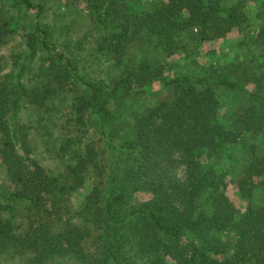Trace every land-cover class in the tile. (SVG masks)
I'll return each mask as SVG.
<instances>
[{
  "label": "trees",
  "instance_id": "trees-1",
  "mask_svg": "<svg viewBox=\"0 0 264 264\" xmlns=\"http://www.w3.org/2000/svg\"><path fill=\"white\" fill-rule=\"evenodd\" d=\"M77 1L93 74L39 19L23 60L0 62V264H264V3ZM12 26L0 3V46ZM231 31L230 58L198 73L166 78L145 53ZM153 81V104L122 115Z\"/></svg>",
  "mask_w": 264,
  "mask_h": 264
},
{
  "label": "rangeland",
  "instance_id": "rangeland-1",
  "mask_svg": "<svg viewBox=\"0 0 264 264\" xmlns=\"http://www.w3.org/2000/svg\"><path fill=\"white\" fill-rule=\"evenodd\" d=\"M122 1L132 11H138L146 4V0ZM243 1L247 8L262 6L264 3V0ZM30 2L32 6H26L21 0H0L5 17L13 25L7 40L0 46V62L2 65L7 70L14 69V66H17L23 60V55L27 52L26 33L34 31V22L39 19L43 23L42 25H46L51 29V44L56 49L71 55L77 61L84 58V67L80 69L93 74L95 59H91L88 50L91 46L90 28L92 27L94 13L89 8L85 9L82 3L77 0H30ZM35 5L40 7V12L37 15ZM182 39L185 42V48L187 47L188 50L185 51L184 48H179L178 52L171 56H166L151 45L145 48V53L153 61L162 65L166 78L184 72L198 73L202 65L205 64L206 58L212 62L216 59L224 62L230 58L228 57L231 53L230 45L238 42L233 31L225 37L202 41L197 46L191 40ZM78 64L81 65L79 61ZM161 88L158 81H153L149 85L142 86L141 90L131 92L126 100L128 109L124 110L122 115L153 104L154 96L162 93ZM225 93L228 94L229 92L225 91ZM228 97L232 98L230 93ZM37 153L39 156L36 153L35 155L40 162L45 165L53 164L55 153L53 155V152L44 150L41 145H38ZM226 192L234 204L241 207V202L233 192L231 183L228 185Z\"/></svg>",
  "mask_w": 264,
  "mask_h": 264
}]
</instances>
